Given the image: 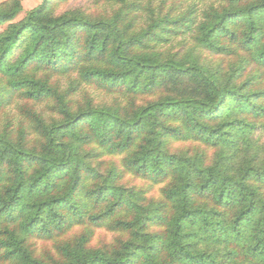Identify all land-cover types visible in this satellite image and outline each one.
<instances>
[{"label": "trees", "instance_id": "1", "mask_svg": "<svg viewBox=\"0 0 264 264\" xmlns=\"http://www.w3.org/2000/svg\"><path fill=\"white\" fill-rule=\"evenodd\" d=\"M69 1L0 0V264H264V0Z\"/></svg>", "mask_w": 264, "mask_h": 264}, {"label": "rangeland", "instance_id": "2", "mask_svg": "<svg viewBox=\"0 0 264 264\" xmlns=\"http://www.w3.org/2000/svg\"><path fill=\"white\" fill-rule=\"evenodd\" d=\"M21 2L23 7V12L17 17L16 22L21 21L25 16L26 13L38 7L42 0H18ZM141 1L144 7L150 6L152 9L158 10L162 9L164 13L173 9V13L176 16H183L189 12V10L196 11L195 18L198 19L203 9L207 7V3H198L194 4L193 1H185V0H139ZM81 8L89 10L90 13L95 15H111L113 10L117 7H113L110 3H105L104 1H100L98 3L94 2L93 0H70L68 4L64 5L62 9L66 8ZM147 15L143 13V22ZM2 31V29H1ZM180 40L189 41L191 40L189 36H185L184 38L180 37L179 39L175 40L176 43L174 46L171 44L167 46V48L175 47L181 42ZM174 48V49H175ZM61 82L63 88H67L69 86V80L66 78H59L57 79ZM83 91L88 92L93 98L96 103H111L115 99L113 95H107L100 92H97L95 89L92 88H85ZM83 92H79L77 97L80 99L82 97ZM25 106L21 101H15L11 105L1 109L0 111V130H4L5 128L9 127V129H14L15 131L19 128V125L24 121V116L22 115L21 107ZM37 111H43L46 116L49 114V109L47 105H40L36 106ZM130 181V178H128ZM133 184L138 186H147V183H143L140 181H132ZM153 196H157L158 192L154 189L151 193ZM114 239V235L105 231H97L95 238L93 240L94 245H102L106 243L112 242ZM36 249L38 254H44L46 252H54L53 242H37Z\"/></svg>", "mask_w": 264, "mask_h": 264}]
</instances>
